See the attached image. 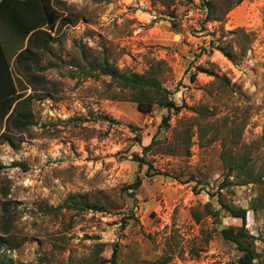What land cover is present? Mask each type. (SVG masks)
I'll use <instances>...</instances> for the list:
<instances>
[{
	"label": "rangeland",
	"instance_id": "1",
	"mask_svg": "<svg viewBox=\"0 0 264 264\" xmlns=\"http://www.w3.org/2000/svg\"><path fill=\"white\" fill-rule=\"evenodd\" d=\"M61 1L53 26L41 27L55 40L34 70L43 82L21 76L18 85L36 123L20 131L4 123L0 136V262L238 264L220 230L242 221L220 201L245 209L264 260V183H244L241 172L223 184L222 159L264 172V0H242L206 24L201 0ZM60 17L68 24L55 30ZM8 24L0 17L10 46ZM100 56L138 73L159 63L179 109L137 110L87 68ZM73 194L89 208L68 207Z\"/></svg>",
	"mask_w": 264,
	"mask_h": 264
},
{
	"label": "trees",
	"instance_id": "2",
	"mask_svg": "<svg viewBox=\"0 0 264 264\" xmlns=\"http://www.w3.org/2000/svg\"><path fill=\"white\" fill-rule=\"evenodd\" d=\"M162 4L167 0H158ZM242 0H201L203 10L205 11L204 23L210 21L220 20L224 14L229 12L234 6L241 3ZM61 0H0V17L5 16L9 23L8 31L11 37L16 39L14 44L21 48L24 40L25 46L16 55L10 69L9 61L6 57L7 48L6 41L2 42L0 36V136L5 133L1 132L3 124L5 128L11 124L12 128L16 130L27 129L29 126L34 125L35 118L33 113L32 96L25 95V89L18 85L22 83L21 76H25L28 84L35 85L43 82L42 76L39 73H34L42 56H53L51 49L52 43L55 41L53 36L46 29L41 28L43 25H49L50 28L55 23L58 12L62 10L56 6H61ZM68 24L64 18L60 17L55 30L60 24ZM7 32V30H4ZM4 34V32H3ZM4 43V44H3ZM11 46V45H10ZM222 50L227 57H230L229 52H226L221 46H217ZM58 58V57H54ZM50 62V61H49ZM48 62V63H49ZM151 68L144 73H138L130 70L129 68L118 69L115 65L106 59L105 56L93 58L88 60L90 71L97 72L98 75H103L109 78L111 87L125 91L129 95V99L135 103L137 110L143 113L150 112L153 107L161 106L167 111H177L179 106L176 105L170 96V91L163 86L161 80L157 77L159 63L149 64ZM48 67V66H47ZM215 78L221 80L218 76ZM192 80V76L190 77ZM169 114L162 119L161 126L168 127ZM155 142L151 141L147 146L142 147V151L146 154ZM143 156V155H142ZM142 156L133 155L134 160L143 163ZM223 164L226 165L227 171L223 184L228 183V177L231 174L243 172L242 178L245 176L244 183L257 182L264 183V172L254 174L251 168L247 167L246 161H241L239 164L233 160L228 154H222ZM11 165H19L13 162ZM0 164V170L2 169ZM148 168H152L148 164ZM240 174L237 176L239 177ZM140 178L134 183V187H138ZM222 184V186H224ZM79 197V198H78ZM221 203V208L227 211L231 217L239 218L242 221L241 226H229L222 228L220 233L225 240L232 242L236 249L241 253L237 259L238 264H264V260H260L261 254L256 251L254 247L255 237L251 235L245 228V209L229 206ZM65 204L74 209L86 210L89 206L82 201V196L73 194L66 198ZM205 214L216 217L219 211L213 210L210 203L205 204ZM99 208H95L98 210ZM7 232H4L6 234ZM3 243V238L0 236V245ZM115 257V252L112 254V261ZM165 262H155V264H164ZM0 264H13L11 261L8 263Z\"/></svg>",
	"mask_w": 264,
	"mask_h": 264
},
{
	"label": "crops",
	"instance_id": "3",
	"mask_svg": "<svg viewBox=\"0 0 264 264\" xmlns=\"http://www.w3.org/2000/svg\"><path fill=\"white\" fill-rule=\"evenodd\" d=\"M26 43V40L24 41V44ZM24 47V46H23ZM21 47L20 49L18 48L17 44L11 45L9 46V50L7 48V54L6 57L8 59V61L10 60L9 64H11V67H9L10 69L12 68V63L13 60L15 58V55L23 48ZM18 49V50H17ZM17 50V51H16ZM3 130V129H2ZM2 132V131H1Z\"/></svg>",
	"mask_w": 264,
	"mask_h": 264
}]
</instances>
